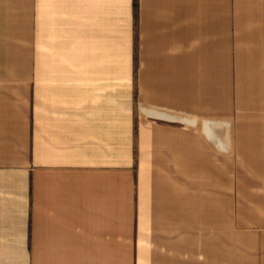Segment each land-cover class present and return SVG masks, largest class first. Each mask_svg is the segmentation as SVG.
I'll use <instances>...</instances> for the list:
<instances>
[{"label": "crops", "instance_id": "obj_1", "mask_svg": "<svg viewBox=\"0 0 264 264\" xmlns=\"http://www.w3.org/2000/svg\"><path fill=\"white\" fill-rule=\"evenodd\" d=\"M0 264H264V0H0Z\"/></svg>", "mask_w": 264, "mask_h": 264}, {"label": "rangeland", "instance_id": "obj_2", "mask_svg": "<svg viewBox=\"0 0 264 264\" xmlns=\"http://www.w3.org/2000/svg\"><path fill=\"white\" fill-rule=\"evenodd\" d=\"M223 218L225 219V217L223 216ZM222 241H223V244H222V249H221V254H228L229 250H228V236H225L222 235Z\"/></svg>", "mask_w": 264, "mask_h": 264}]
</instances>
